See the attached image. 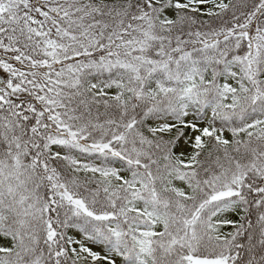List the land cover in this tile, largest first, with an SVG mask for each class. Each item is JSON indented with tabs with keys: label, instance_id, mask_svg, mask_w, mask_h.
<instances>
[{
	"label": "snow or ice",
	"instance_id": "6c2138e0",
	"mask_svg": "<svg viewBox=\"0 0 264 264\" xmlns=\"http://www.w3.org/2000/svg\"><path fill=\"white\" fill-rule=\"evenodd\" d=\"M0 264H264V0H0Z\"/></svg>",
	"mask_w": 264,
	"mask_h": 264
}]
</instances>
